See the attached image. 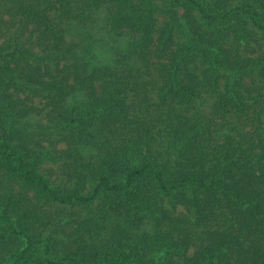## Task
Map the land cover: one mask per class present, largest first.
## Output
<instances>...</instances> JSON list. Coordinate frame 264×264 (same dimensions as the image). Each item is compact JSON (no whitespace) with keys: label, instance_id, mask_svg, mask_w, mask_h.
I'll list each match as a JSON object with an SVG mask.
<instances>
[{"label":"trees","instance_id":"1","mask_svg":"<svg viewBox=\"0 0 264 264\" xmlns=\"http://www.w3.org/2000/svg\"><path fill=\"white\" fill-rule=\"evenodd\" d=\"M19 24L0 76V264H264V97L243 83L264 59L242 42L264 33V0H0V44ZM29 112L90 193L38 171ZM30 189L96 213L54 222Z\"/></svg>","mask_w":264,"mask_h":264},{"label":"rangeland","instance_id":"2","mask_svg":"<svg viewBox=\"0 0 264 264\" xmlns=\"http://www.w3.org/2000/svg\"><path fill=\"white\" fill-rule=\"evenodd\" d=\"M192 14H196L195 11H192ZM15 33L10 34L9 37L5 38V41L0 44V74L2 73V63L6 61L10 57V51L14 47V38L15 35H18L21 30L20 24L15 27ZM28 32V31H27ZM25 32V33H27ZM251 33V34H250ZM249 35L242 42L247 43L246 50L249 51V55L253 56L254 60L258 63L264 59V33L261 31L251 30ZM12 36V37H11ZM105 44L104 42H101ZM28 50L24 49L23 52L26 53H34L39 54L40 49L35 46L27 47ZM103 52L102 54H104ZM12 59V58H11ZM0 76H3V79L9 80V75L7 73H2ZM2 83V82H0ZM243 83H250V85H258L260 91L262 92V97H264V69H260V66H256V68L251 71V73L245 78ZM253 83V84H251ZM29 89L27 87H23L19 93H15L14 95L17 97H13L16 102H19L20 107L23 111H31V109H36L42 105L43 101L40 98L26 99L25 97L28 95ZM247 101L250 102L253 100L254 94L247 93ZM2 106V102H0V107ZM15 110L7 109V113H10L9 119L11 121L15 120L14 116ZM11 121L7 124L10 125ZM45 116L43 113L37 115L34 112L27 113V117L24 120H20L22 125H25V130H28V135L30 136V145L35 152L34 156L38 157V171L48 178V181L51 186L59 190L60 192H66L70 190H74L75 188L80 189L81 192L87 194L90 193L93 189V184H90L89 181H84V184H80L77 180H68L65 174H62V165L63 160L60 157L59 150L63 147L62 142L60 141V132L58 131H49L42 127L45 124ZM58 150V151H57ZM29 201L32 205H35L37 208H40L39 211L46 213V211L50 212L49 209L53 210L51 213V217L54 218V222L63 216L65 218L72 217L69 214H75L76 208H83L82 216L88 217L94 215L96 212L94 211L96 205L99 200L96 199L93 203L90 204L89 207L84 205H78L77 203H60L53 201L50 197L44 196L40 193H37L35 190L30 189L29 191ZM39 249L42 251L43 245H40ZM191 249L186 253L187 255L191 254ZM27 252L32 250V247H26L24 249ZM184 252L180 251L176 254L173 259L175 263L179 264L182 262V256ZM169 258V256H168ZM167 255L163 257V262H167ZM167 264V263H166ZM168 264L170 261L168 260Z\"/></svg>","mask_w":264,"mask_h":264}]
</instances>
